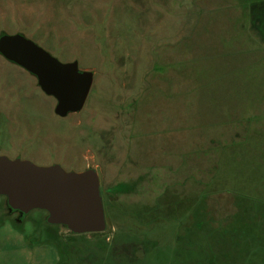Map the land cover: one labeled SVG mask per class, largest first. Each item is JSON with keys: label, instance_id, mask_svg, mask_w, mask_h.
Returning <instances> with one entry per match:
<instances>
[{"label": "rangeland", "instance_id": "374dc122", "mask_svg": "<svg viewBox=\"0 0 264 264\" xmlns=\"http://www.w3.org/2000/svg\"><path fill=\"white\" fill-rule=\"evenodd\" d=\"M3 33L93 72L60 117L0 55V155L95 170L106 227L0 195V264H264V0H0Z\"/></svg>", "mask_w": 264, "mask_h": 264}, {"label": "water", "instance_id": "95a60500", "mask_svg": "<svg viewBox=\"0 0 264 264\" xmlns=\"http://www.w3.org/2000/svg\"><path fill=\"white\" fill-rule=\"evenodd\" d=\"M0 55L35 76L42 92L56 100V115L65 117L84 106L93 72L80 70L77 60L62 62L20 33L0 35ZM0 195L21 212L46 210L47 223L65 225L74 234L102 232L106 227L93 169L66 171L59 164L37 165L0 155Z\"/></svg>", "mask_w": 264, "mask_h": 264}, {"label": "trees", "instance_id": "16d2710c", "mask_svg": "<svg viewBox=\"0 0 264 264\" xmlns=\"http://www.w3.org/2000/svg\"><path fill=\"white\" fill-rule=\"evenodd\" d=\"M120 188V185H116L113 189L115 190V191H119V190H122V189H119ZM60 252V251H59Z\"/></svg>", "mask_w": 264, "mask_h": 264}]
</instances>
